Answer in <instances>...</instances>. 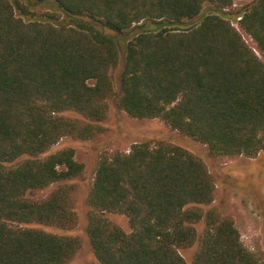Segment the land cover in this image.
I'll return each instance as SVG.
<instances>
[{"label":"trees","instance_id":"obj_1","mask_svg":"<svg viewBox=\"0 0 264 264\" xmlns=\"http://www.w3.org/2000/svg\"><path fill=\"white\" fill-rule=\"evenodd\" d=\"M234 4L0 0V264H68L77 254L78 237L29 224L76 226L72 180L85 165L72 147L49 151L65 136L96 137L113 99L214 155L264 152V0ZM53 185L45 198L29 195ZM216 186L201 157L169 141L104 151L88 195L98 263L264 264L231 217L204 209ZM109 213L125 215L131 231ZM197 242L189 263L179 249Z\"/></svg>","mask_w":264,"mask_h":264},{"label":"rangeland","instance_id":"obj_2","mask_svg":"<svg viewBox=\"0 0 264 264\" xmlns=\"http://www.w3.org/2000/svg\"><path fill=\"white\" fill-rule=\"evenodd\" d=\"M252 1L235 0L234 8H242ZM45 9H47L46 5L36 8L37 11ZM207 10L208 7L204 9V12ZM234 24L239 26L237 22ZM105 29L107 32L115 33L108 28ZM245 38L251 46H255L251 37L245 34ZM120 39L122 41V37ZM124 47L125 44L122 43L119 65L112 71L117 95L120 93L119 77L123 68ZM100 125L103 129L96 137L81 139L65 136L49 151L55 152L72 147L75 149L77 160L85 165L83 174L72 180L75 186L74 210L78 216L76 226L64 229L50 224H29L49 232L76 236L81 240V248L68 264H99L89 241L87 224L90 211L88 195L101 154L106 150L129 151L131 145L136 142L154 143L160 140L181 145L205 161L217 186L214 201L210 205H205L204 209L216 207L224 216L231 217L235 221L244 245L264 262V152L253 158L214 155L206 144L182 134L158 118L138 119L129 116L118 107L116 99L110 102L108 115ZM54 188L55 185L44 190L32 191L29 195L34 199H42L47 197ZM108 216L125 231H131L125 215L109 213ZM196 227L200 237L205 229V220L197 223ZM197 249L198 242L179 250L190 263Z\"/></svg>","mask_w":264,"mask_h":264}]
</instances>
